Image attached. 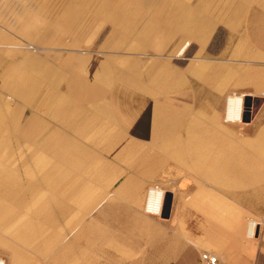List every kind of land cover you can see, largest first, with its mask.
Listing matches in <instances>:
<instances>
[{"label":"rangeland","instance_id":"1","mask_svg":"<svg viewBox=\"0 0 264 264\" xmlns=\"http://www.w3.org/2000/svg\"><path fill=\"white\" fill-rule=\"evenodd\" d=\"M145 2V0H0V28L4 29V31H0V122L2 125L10 118V111L15 109L13 114L16 117L18 114L17 107L33 106L35 103L32 101L33 98L36 103L61 109L57 115L59 124L66 123L64 117L72 114L71 109L97 108L101 111L106 110L105 114L109 113V116L114 113L112 119H108L104 115L103 120H101L100 115H98L96 120H100L92 123H89L91 118H89L91 120L83 118L85 124L82 123V125L72 121L69 127L56 132L61 135V139L65 136L67 142H63V144L66 147L76 145L72 149L78 148V152L75 153L79 160L81 158L84 173L80 182V193L77 192L75 186L78 177H70L68 172L64 170L63 161H52L48 164L51 166L54 163L59 164L62 168L59 170L61 174L50 171L57 168L54 166L44 169L47 172L45 174L43 173L44 170L41 169L40 173H27L26 164L32 162L17 159L23 152L30 153L31 147L40 152L36 156L44 151L53 156L59 150L61 142L57 144L53 142L50 144L13 142V140H17L13 135L17 134L18 129L10 125L8 127L3 125L5 129L0 131L4 132V135L2 132L0 135L6 137L4 139L6 145L9 146L7 150L0 151V170L6 171L5 173L15 171L13 175L7 176V181L12 183L13 188H9L7 192H2L0 187V201L2 198L5 200V202H0V258L4 259L7 264H75L74 260L66 262L60 260V258L65 260L64 256H60L61 253L75 247L82 248L87 252L82 257H78L87 262L91 257L90 250L85 248L90 246L92 225L95 223L93 227L95 226L96 236L106 237L111 232L108 225L96 224L97 220L94 217L106 208L107 202L100 206L99 204L105 201L109 194L111 195L108 198H113L112 193L118 192L117 187L125 178L130 177L132 171L143 174L142 177L149 180L142 186V196L144 197L142 211H145L149 187L157 185L167 193L168 209L165 210L164 207L162 215H154L158 218L163 217L162 221L169 217L173 201L178 205L177 213L180 214V217L186 215L188 190L191 192L193 188L195 190L205 188L206 191L209 190L212 193L223 190L217 183L210 180L208 172L202 170L218 173V177H214V181L221 184L225 175L220 172V167H232L230 163L237 162L234 158L224 161L226 165H222L224 162L221 161L220 163L216 159L209 161L201 155L193 156L192 153L187 157V152L180 154L163 146L167 140L173 139L175 136L186 137L187 130L192 127H185V125L189 121L194 122L197 114L203 117L202 112H200L203 107L207 112L210 110L208 109L207 96H187L186 93L191 89L186 88L193 83L192 89L196 91L203 87L204 82L207 87H211L208 85L213 81L202 79L189 81L184 73L174 71L172 68L171 61L176 64L181 61L178 64L181 70L186 68L191 61H200L198 64L190 66V73L199 75L209 71L210 62L193 59V54L189 53L192 39H186L183 46L179 47L176 52L171 47L162 53H158L156 50H147L144 47L145 50L126 46L128 43L157 41L137 36V34L142 33L141 29L131 30L132 32L129 29L128 19L132 21L131 28L137 25L141 26L139 19L142 17L138 11ZM129 12L132 13L129 15ZM134 33H137L135 37ZM123 37L128 41L119 42L118 39ZM78 57L80 58L78 59ZM91 57H98V59L103 57L104 60L95 62L92 67L86 68L84 62L80 66L82 68L68 70H73L78 74L90 71L91 74L101 71L105 67L102 70H105L104 77L98 82V85L115 78L117 83H125L124 86L127 91L130 90L131 84L125 79L126 77L135 87H138V82H141L147 87V90H141V92H145L143 98L151 106L140 107L132 110V112L121 106L116 109L96 106L98 101L107 99L106 95H98L99 100H89L93 102L92 106L82 105L88 100L81 102L74 99L71 97L73 91L79 87H84L86 92L94 91L93 88L89 89L91 86L88 84L79 85L78 88L71 91L65 85V91L62 92V89L50 90L55 87V83L50 81L51 85H49L48 81L45 83L41 79L37 80L35 86H28L29 76L24 73L25 66H19V61H17L29 59L30 62H35L38 58H49L52 63L60 62L69 68L70 66H78L76 59L82 62L85 59H91ZM158 57L161 59H155ZM167 57L168 59L162 60ZM8 59L11 60L8 61ZM8 68L12 70L7 71L6 77H2L4 70L6 71ZM52 70L47 71L48 76L51 75L49 78L56 80L52 74L54 70ZM67 75H69L68 72ZM179 77L182 82L184 79V83L182 84L180 81L182 88L180 85L179 89H175L174 85ZM22 79L25 82H22ZM214 83L217 84V80ZM153 90L161 92L162 95H154ZM53 92H58L64 101L67 99L70 102H75L76 106L64 107L56 106L50 102L49 104L46 103L48 97H46L47 100H43V98ZM65 93L69 97L66 98ZM172 93H178V95L171 96ZM233 94L236 93L230 95ZM244 100L243 121H235L239 124H232L233 127L224 131L225 125H222V119H225L226 115L224 111H222L221 116L216 112L214 114L208 112L213 114L211 117L212 125L203 124L204 127L222 125L220 126L223 128L220 130L222 135H235L242 145L247 147V139H250L249 135L254 132L250 131L249 134L245 132V127L249 125L251 118L254 120V125H264V94L258 96L256 100L249 101V103H247L246 98ZM154 101L157 102L156 106H152ZM170 106L179 112L178 118L174 112L171 115ZM225 107L224 102L222 109ZM3 108L7 111L5 112ZM62 109H66V112L63 113ZM111 110L114 112H110ZM90 112L87 111L84 114L89 115ZM189 116L193 117L188 118V121L187 117ZM176 118L179 126H176L174 122ZM113 135L116 137L113 143L96 142L101 139H109ZM119 136L121 137L119 138ZM130 136H133L132 142H125ZM160 138L164 139L161 143L148 142ZM119 139H122L123 142H116ZM75 140L88 142L76 143ZM92 140L95 142H91ZM258 143H260V147L254 144V148L263 151L261 157H264V139H259ZM185 144L183 143V145ZM185 146L188 148L187 144ZM39 163L42 164L43 162ZM256 165L259 167L258 170L254 167V171L243 170V173H248L249 176L244 175L242 184L228 174L230 184L227 188L238 184L243 186V194L248 198L244 199L242 208L239 207L238 209L242 211L244 232L252 249L249 264H264V159L259 157L255 161ZM97 170L100 173L110 172L108 175H96L99 186L98 192H95L93 180L97 177L92 174V171ZM0 177L2 176L0 175ZM0 182H2L1 179ZM227 191L229 192V190ZM67 202H72L77 206L67 207L65 206ZM94 205L96 206L94 207ZM130 211L131 209L128 208H112L109 214L111 226L124 227L130 225ZM105 212L106 210L103 211V213ZM115 219L121 223L114 225L113 220ZM102 220L100 218V221ZM106 221L107 219L104 221L105 224ZM251 221L258 222L253 235L249 234ZM181 225L179 224V226ZM195 226L197 225L195 224ZM105 243L106 240L99 241L101 246ZM96 258L99 263H108L106 256L99 255Z\"/></svg>","mask_w":264,"mask_h":264},{"label":"crops","instance_id":"2","mask_svg":"<svg viewBox=\"0 0 264 264\" xmlns=\"http://www.w3.org/2000/svg\"><path fill=\"white\" fill-rule=\"evenodd\" d=\"M145 1L138 11V14H141L140 17H142V19H139L141 26L137 25L131 28L132 21L128 19L129 29L130 32L135 31V29L142 30L140 35L134 33V37L137 34V36L157 41L128 43L126 46L130 48L131 46L142 48L141 50L153 49L158 53H162L168 47H171L176 52L179 47L183 46L186 39H192L189 53L193 54V59H202L201 61L210 62L209 67L211 68H209V71L196 75L190 73L189 69L192 64H198L200 61H191L187 64L186 68L181 70L178 67L181 61L176 64L169 59L172 62V68L174 71L184 73L189 81L202 79L213 82H210L208 85L211 87H207V84L204 82L203 87L198 88L196 91H193L192 87H194V84L191 83V86L186 88L191 89L186 93L187 96H207L208 109H210L208 112H213V114L216 112L221 116L222 111H224V114H227V98L231 93L243 96L244 99L246 98L247 103L251 100H256L258 96L264 94V0ZM131 13L129 12V15ZM0 31H4V29L0 28ZM100 58L91 57V59H85L82 62L76 59L78 66H70L69 68L66 67V64L63 65L60 62L52 63V60L49 58H38L35 62H30L29 59H19L17 61H19V66H25L26 70L24 73L29 76L28 86H35L37 80L41 79L45 83L47 81L55 83V87L50 90L62 89L61 91L64 92L68 69H77L84 62L86 63V68L92 67L95 62L104 60L103 57ZM165 59H168V57L162 60ZM10 60L8 59V61ZM31 63L32 65L30 66ZM10 69L4 70L2 77H6L7 71L12 70ZM50 69H54L52 74L56 80L49 78L50 76H48L47 71ZM215 80H217V84L214 83ZM177 83L178 79L175 84ZM149 93L151 94V92ZM152 93L154 95H162L157 90H153ZM65 95L66 98L69 97L66 93ZM173 95L177 96L178 93H172L171 96ZM46 97L48 99L61 98L58 92L49 93L43 100H47ZM71 97L81 102L100 99L97 92H86L84 87H79L73 91ZM32 101L35 102L34 105L26 106L27 109L22 108V106L17 107L18 114L16 117L13 114L15 109L12 112L10 111V118L3 124L4 127L10 125L18 129L17 134L13 135L17 140H13V142L31 144L63 143L67 142L65 136L61 139V135L56 132L61 131L67 126L69 127L72 121L73 123L76 122L82 125L84 123L83 118H87V120L91 118L92 120L89 119L91 120L89 123L99 121L100 119L96 120L98 115H100L99 118L101 120H103L104 115L108 119L114 118V113L109 116V113L105 114L106 110L101 111L97 108L71 109L70 112L72 114L64 117L67 124H59L60 121L57 119V115L61 112V109L47 106L43 103H36L34 98ZM224 102L226 107L222 109ZM170 107L171 111L170 109L169 111L171 115L174 112L178 118L179 112L173 109L172 106ZM3 110L7 111L5 108ZM62 110L63 113L66 112V109ZM87 111H91L89 115L84 114ZM110 112L114 111L111 110ZM200 112H202L203 117L197 114L192 123L188 118L191 119L193 116L187 117L189 122L185 127L192 128L187 130L186 137L175 136L166 142H171L174 139L182 140L183 143L188 145V148L186 147L188 150L187 157L192 153L193 156L201 155L204 159L209 161L216 159L220 163L221 161L224 162L234 158L237 162L230 163L232 167H220V172L225 175L223 181H221L222 185L214 181V177L217 178L218 173L202 170L208 172L210 180L217 183L223 190H219L217 193H212L209 190L206 191L205 188L198 190L193 188L191 192L188 190L186 215L180 217V214L177 213L178 205L173 201L169 217L165 221H162L163 217L158 218L141 210L144 201L142 186L143 183L149 180L143 178V174L132 171V176L130 175V177L125 178L122 181L123 183L121 182L117 187L118 192L112 193L114 197L109 199L108 197L111 195L109 194L107 199L99 204L100 206L102 203L107 202L104 209L106 212L103 213L104 210H102L94 217L97 220L96 224H100L101 226L108 225L111 232L106 237L96 236L95 226L93 227L95 223L92 225L90 246L85 248L90 250L89 254L91 258L87 262L79 259L78 257H82L87 252L82 248L75 247L61 253L60 256H64L65 260L62 258L60 260L65 262L74 260L75 264H204L201 260V254L204 251H208L218 256V264H249L252 249L244 232L242 211L238 209L239 207L242 208L244 199L248 197L243 194V186L240 184L227 188L230 184L228 174L233 179L238 180V183L242 184L244 175L246 177L249 176L248 173H243V170L254 171L253 167L259 168L257 165L255 166V161L259 157L260 159H264V157H261L263 151L254 148V144L259 146V139H264V125H254V120L251 118L249 125L245 127V132L247 134L250 131L254 132L249 135L251 138L247 139L246 145L248 146L245 147L238 140L237 136H225L220 133V130L223 129L220 126L224 124L223 130H228L229 127H233L231 126L232 124H239L235 122L237 120H229L225 115V119H222V125L205 128L203 124L212 125L211 117H213V114L208 113L204 107ZM177 118L174 122L176 126H179ZM238 121H243V119ZM74 126L76 125L74 124ZM133 136L128 137L129 139L125 142L131 143ZM115 138L113 135L109 139H101L96 142L113 143ZM163 140V138H160L158 140H149L148 142L161 143ZM75 142L87 143L88 141L75 140ZM91 142H95V140ZM116 142L121 143L123 140L119 139ZM17 159L32 162L26 164V168H28L27 173H40V169L44 170L47 167L54 166L57 168L50 171L61 174L59 170L62 168H60L59 164L54 163L52 166L48 164L52 161H63L64 170L68 172L70 177H78L75 181V186L77 192L80 193V182L84 173L81 158L79 160L75 153L58 155L55 153V155L50 156L44 151L39 156H36L23 152ZM41 161L43 162L42 164L39 163ZM222 165H226L225 162ZM109 172L100 173L97 170L92 171V174L95 176L108 175ZM43 173L46 174L47 172L44 170ZM98 176L93 180L95 192H98ZM96 199L98 200V198ZM65 206L76 207L77 204L67 202ZM117 207L131 209L130 225L124 227L111 226L109 214L112 208ZM168 207L166 199L165 210ZM100 218L103 220L100 221ZM105 219H107L106 224L104 222ZM113 221L114 225L121 223L117 219ZM179 224L182 225L179 226ZM100 240H106L105 245H99ZM99 255L106 256L108 263H99L96 258Z\"/></svg>","mask_w":264,"mask_h":264},{"label":"bare ground","instance_id":"3","mask_svg":"<svg viewBox=\"0 0 264 264\" xmlns=\"http://www.w3.org/2000/svg\"><path fill=\"white\" fill-rule=\"evenodd\" d=\"M126 2V1H125ZM124 6V5H123ZM119 9V8H118ZM98 17V16H97ZM106 18V17H105ZM116 20V19H115ZM116 22V21H114ZM121 22V21H119ZM122 23V22H121ZM126 27V26H125ZM115 30V29H114ZM119 30V29H118ZM108 32V31H107ZM118 32V31H117ZM121 33V32H120ZM128 35V34H127ZM113 37V34L111 35ZM110 36V37H111ZM115 36V35H114ZM126 37V36H125ZM108 38V37H107ZM109 40V39H108ZM111 40V38H110ZM133 40V39H132ZM112 41V40H111ZM119 42H127L128 39L126 38H119L118 39ZM106 42V41H105ZM122 48V47H121ZM135 62V61H134ZM104 67V66H103ZM105 68V67H104ZM104 68L101 69V71H98V72H93L90 74V71H86L84 73H81V74H78L77 72L73 71V70H68V74L69 75H66V86L69 90H75L74 88H78L79 85H85V84H88L89 86V89L90 88H93L95 92L98 93V95H106L107 96V99L103 100V101H98L96 103V106H107V107H111V108H117L119 106L121 107H124L128 110H134V109H137V108H140V107H146V106H151V104L148 105L147 101L144 100L143 98V94H145V92H141V90H147V87L142 85L141 82H138L139 85L138 87H135V85H132L133 83L130 81V79L128 77H126L125 79L128 80L129 84H131V87H130V90H126V87L124 86L125 83H117L116 82V79H110L109 81H106L104 82L103 84H100L98 85V82L101 81V79H103L104 77V73H105V70L102 71ZM204 68V67H203ZM137 69V68H136ZM209 69V68H208ZM54 70V69H53ZM52 70V71H53ZM123 70V69H122ZM207 70V69H206ZM156 72V71H155ZM50 73V72H49ZM152 73V72H151ZM123 74H126V73H123ZM109 75V74H108ZM122 75V74H121ZM156 75V74H155ZM23 76V75H22ZM51 76V75H50ZM111 76V75H110ZM110 76H107V77H110ZM119 76V75H118ZM128 76V75H126ZM106 77V78H107ZM113 77V76H112ZM125 77V76H124ZM150 77V76H149ZM20 78V77H19ZM123 78V77H122ZM154 78V77H153ZM121 79V78H120ZM140 79V78H139ZM17 80H19L17 78ZM16 80V81H17ZM183 82L181 81L180 77L178 79V83L175 84V89H179L180 88V81L182 82V84L184 83V79H182ZM22 82H25L23 79L21 80ZM134 81V80H133ZM186 81V80H185ZM20 82V81H19ZM28 82V81H27ZM156 82V81H155ZM14 85V84H13ZM27 85V84H26ZM155 85V84H154ZM185 86V85H184ZM15 87V86H14ZM88 87V86H87ZM181 88H182V85H181ZM92 89V90H93ZM134 89V90H133ZM16 90V89H15ZM137 90V91H135ZM59 91V90H58ZM15 92V91H14ZM61 97V95H60ZM50 103H53L54 105L58 106H64V107H69V106H72L74 105V107L76 106L75 105V102H70V100H67L64 101L63 99L59 98L58 100H55V99H48L46 101V103L49 104ZM244 97L243 96H234V95H229V97L227 98V114H226V118L229 119V120H242L243 119V114H244ZM89 105V106H92L93 102L92 101H87V103H82V105ZM157 102L154 101L152 103V106H156ZM4 117V116H3ZM3 120V119H2ZM1 121V119H0ZM3 129L4 131V127L2 125V123L0 122V130ZM2 132V131H0ZM4 132H2L3 134ZM2 134L0 135V151L1 150H7V146L6 145V141L4 138H6L5 136H2ZM4 135V134H3ZM3 137V138H2ZM8 138V137H7ZM179 138V137H178ZM60 148L59 150L56 151L57 155L58 154H68V153H77L78 152V148H74L72 149V147H75L76 145H72V146H67L64 145L63 143H61V145H59ZM165 148L167 149H171L172 151L174 152H177V153H180V154H184L186 153L188 150L186 148L185 145H183V142L182 140H177V139H174L173 141H168V142H165L164 145H163ZM63 147H66L68 148V150L63 149ZM52 148V147H51ZM55 152V151H54ZM29 153V152H27ZM30 153L33 154V155H36V154H39L40 152H38V150L34 147H31L30 148ZM42 153V152H41ZM48 153V152H47ZM75 153V154H76ZM45 154V153H44ZM43 154V155H44ZM2 167V166H1ZM6 169V168H5ZM6 171L4 170H0V175L2 177H0V179L2 180V182H0V187L2 189V192H7V190L9 188H13V185L12 183L10 184L7 179H8V175H13L15 173V171H11L8 173H5ZM7 174V175H6ZM164 193H166L165 191L161 190L159 191L158 193H156V195H154L153 197L156 198V196H160L161 194L163 195ZM2 202H5V200L2 198L1 201ZM146 211H147V206H146ZM257 225H258V222L256 221H251V224H250V227H249V234L250 235H253L254 234V231L255 229L257 228ZM0 261L2 264H7L6 261L4 259H1L0 258Z\"/></svg>","mask_w":264,"mask_h":264},{"label":"built area","instance_id":"4","mask_svg":"<svg viewBox=\"0 0 264 264\" xmlns=\"http://www.w3.org/2000/svg\"><path fill=\"white\" fill-rule=\"evenodd\" d=\"M233 95L238 96L237 94H233ZM161 190L163 189L157 185L149 187L147 200L145 203V208L147 206V211L146 209L145 211L147 213L153 215H162L166 202V193H164L163 195L161 194L160 196H156V198L153 197L154 195H156V193H158ZM201 260L204 264H218L219 262L218 256L208 251H204L201 254ZM0 264H2L1 261Z\"/></svg>","mask_w":264,"mask_h":264}]
</instances>
